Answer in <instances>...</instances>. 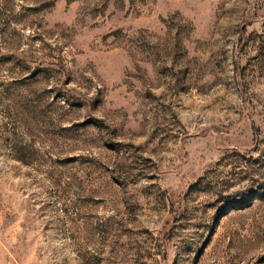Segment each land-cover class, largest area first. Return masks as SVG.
I'll return each mask as SVG.
<instances>
[{
  "label": "rangeland",
  "instance_id": "obj_1",
  "mask_svg": "<svg viewBox=\"0 0 264 264\" xmlns=\"http://www.w3.org/2000/svg\"><path fill=\"white\" fill-rule=\"evenodd\" d=\"M0 264H264V0H0Z\"/></svg>",
  "mask_w": 264,
  "mask_h": 264
}]
</instances>
